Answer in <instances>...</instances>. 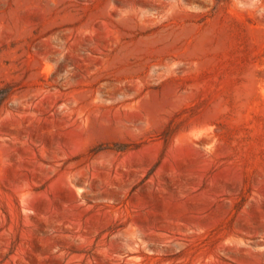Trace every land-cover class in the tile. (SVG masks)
<instances>
[{
    "label": "rangeland",
    "instance_id": "obj_1",
    "mask_svg": "<svg viewBox=\"0 0 264 264\" xmlns=\"http://www.w3.org/2000/svg\"><path fill=\"white\" fill-rule=\"evenodd\" d=\"M0 264H264V0H0Z\"/></svg>",
    "mask_w": 264,
    "mask_h": 264
},
{
    "label": "trees",
    "instance_id": "obj_2",
    "mask_svg": "<svg viewBox=\"0 0 264 264\" xmlns=\"http://www.w3.org/2000/svg\"><path fill=\"white\" fill-rule=\"evenodd\" d=\"M1 103V102H0Z\"/></svg>",
    "mask_w": 264,
    "mask_h": 264
}]
</instances>
